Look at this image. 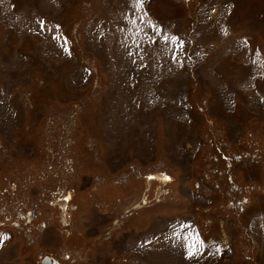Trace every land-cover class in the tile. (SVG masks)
Segmentation results:
<instances>
[{
    "label": "rangeland",
    "instance_id": "obj_1",
    "mask_svg": "<svg viewBox=\"0 0 264 264\" xmlns=\"http://www.w3.org/2000/svg\"><path fill=\"white\" fill-rule=\"evenodd\" d=\"M264 264V0H0V264Z\"/></svg>",
    "mask_w": 264,
    "mask_h": 264
},
{
    "label": "water",
    "instance_id": "obj_2",
    "mask_svg": "<svg viewBox=\"0 0 264 264\" xmlns=\"http://www.w3.org/2000/svg\"><path fill=\"white\" fill-rule=\"evenodd\" d=\"M48 261H49V258H48V257H46V258L44 259V263H45V264H47V263H48Z\"/></svg>",
    "mask_w": 264,
    "mask_h": 264
}]
</instances>
